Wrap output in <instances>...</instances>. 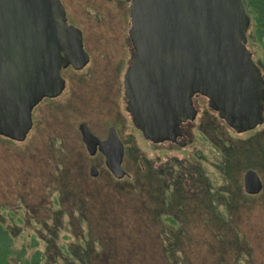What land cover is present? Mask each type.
Wrapping results in <instances>:
<instances>
[{
	"label": "rangeland",
	"instance_id": "rangeland-1",
	"mask_svg": "<svg viewBox=\"0 0 264 264\" xmlns=\"http://www.w3.org/2000/svg\"><path fill=\"white\" fill-rule=\"evenodd\" d=\"M61 1L90 59L62 70L64 90L33 108L24 140L0 135V220L13 245L41 251V264H264V121L237 133L196 94L185 146L151 143L125 109L129 4ZM247 42L264 74V37ZM79 122L99 135L117 124L127 175L88 154ZM249 167L263 182L255 194L243 188Z\"/></svg>",
	"mask_w": 264,
	"mask_h": 264
},
{
	"label": "water",
	"instance_id": "water-1",
	"mask_svg": "<svg viewBox=\"0 0 264 264\" xmlns=\"http://www.w3.org/2000/svg\"><path fill=\"white\" fill-rule=\"evenodd\" d=\"M125 1L131 41L125 109L145 139L177 141L181 123L196 117V94L237 133L263 123L264 75L247 47L243 0ZM88 61L82 31L68 22L61 0H0V135L24 140L33 108L65 88L62 69ZM79 130L87 151L100 150L113 175L123 177L124 146L115 129L104 139L83 122ZM262 187L259 173L247 168L244 190Z\"/></svg>",
	"mask_w": 264,
	"mask_h": 264
},
{
	"label": "trees",
	"instance_id": "trees-1",
	"mask_svg": "<svg viewBox=\"0 0 264 264\" xmlns=\"http://www.w3.org/2000/svg\"><path fill=\"white\" fill-rule=\"evenodd\" d=\"M243 2H244L246 12L250 18V25L247 31L248 40L249 38L252 41L260 40L261 37H264V0H243ZM247 46H248V42H247ZM260 69L262 71V67H260ZM177 138L182 139L181 135L178 136ZM164 141L170 142L171 144H175L178 146H185L186 144V143L182 144L179 141H172V140H164ZM164 141H159V142L151 141V143L160 144L161 142H164ZM164 216L167 219L169 218L172 219L169 213H165ZM11 235L12 234L9 228L4 224L3 221L0 220V264H41L40 263L41 258H42L41 251L37 249L35 253L33 252L29 256H23L22 252L25 249V246L22 245L23 248L21 249L13 245V242H12L13 239ZM69 262L73 263L72 260Z\"/></svg>",
	"mask_w": 264,
	"mask_h": 264
},
{
	"label": "flooded vegetation",
	"instance_id": "flooded-vegetation-1",
	"mask_svg": "<svg viewBox=\"0 0 264 264\" xmlns=\"http://www.w3.org/2000/svg\"><path fill=\"white\" fill-rule=\"evenodd\" d=\"M120 1H123V2H125V3H128L129 4V2L128 1H125V0H120ZM128 33V32H127ZM127 37H128V41H129V44H130V46H129V49H128V51H129V60H128V62H127V64H126V67L129 65V63H130V61H131V57H130V48H131V41H130V39H129V36L127 35ZM89 54V53H88ZM89 59H90V55H89ZM259 65V64H258ZM260 66V65H259ZM67 67H71V66H67ZM66 67V68H67ZM126 67H125V69H126ZM261 67V66H260ZM66 68H63V69H66ZM83 68V67H82ZM62 69V70H63ZM74 69V68H73ZM81 69V68H80ZM74 70H78V69H74ZM125 71V70H124ZM124 73V72H123ZM62 76H63V74H62ZM64 77V76H63ZM64 80H65V85H66V79H65V77H64ZM122 86H123V76H122ZM64 90V89H63ZM123 96H124V98H125V103H126V97H125V95H124V92H123ZM56 97V96H55ZM51 98H54V97H44L41 101H43L44 99H51ZM40 101V102H41ZM39 102V103H40ZM193 102H194V100H193ZM126 105V104H125ZM194 105H195V107H196V109H197V112H198V107H197V105L195 104V102H194ZM127 111V110H126ZM127 113L129 114V112L127 111ZM129 117H130V114H129ZM195 119V118H194ZM130 120H131V117H130ZM132 122V121H131ZM81 122H79L78 123V130H79V124H80ZM84 123V122H83ZM192 123V120H187L186 122H183V123H181V126H180V135H181V137H182V139H179V138H177V141H180L182 144L184 143H186V140L184 139L185 137H187V133L189 134V131L187 130L188 129V127H185L186 125H189V124H191ZM86 124V123H85ZM133 124V123H132ZM87 125V124H86ZM88 126V128L93 132V130L91 129V127H89V125H87ZM111 127H113L114 129H115V131H116V133H117V135L119 136V138L121 139V141H122V143H123V146H124V153H125V143H124V140H123V136H122V134L120 133V131H119V129H118V126H117V124H115L114 122H111V123H109V124H107L106 125V128H105V132H104V134L103 135H99V134H96L95 132H93L95 135H97L99 138H101V139H104V138H106V136H107V134H108V131H109V129L111 128ZM135 127V126H134ZM136 128V127H135ZM138 129V128H137ZM188 131V132H187ZM79 132H80V130H79ZM81 135V134H80ZM179 135V136H180ZM82 139V138H81ZM84 146H85V144H84ZM86 148V147H85ZM87 150V149H86ZM88 152V151H87ZM124 153H123V159H122V166H123V161H124ZM88 154L89 155H91V156H94V155H100V157L103 159V164L105 165V167H106V169L108 170V172H110L111 174H112V176H114L113 175V173L108 169V167L106 166V164H105V161H104V155L102 154V152L100 151V150H98V149H96V151L94 152V153H89L88 152ZM94 167L95 168V172H96V174H91V167ZM125 169V168H124ZM88 172H89V174L91 175V176H93V177H95V176H97L98 174H99V166H98V163H96V162H91V163H89L88 164ZM128 173L126 172V174L125 175H127ZM124 175V176H125ZM123 176V177H124ZM115 177V176H114ZM115 178H117V177H115ZM122 178V177H121ZM117 179H120V178H117Z\"/></svg>",
	"mask_w": 264,
	"mask_h": 264
}]
</instances>
